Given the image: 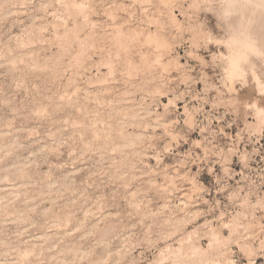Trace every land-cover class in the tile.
<instances>
[{
    "label": "rangeland",
    "instance_id": "374dc122",
    "mask_svg": "<svg viewBox=\"0 0 264 264\" xmlns=\"http://www.w3.org/2000/svg\"><path fill=\"white\" fill-rule=\"evenodd\" d=\"M263 9L0 0V264H264Z\"/></svg>",
    "mask_w": 264,
    "mask_h": 264
},
{
    "label": "bare ground",
    "instance_id": "6f19581e",
    "mask_svg": "<svg viewBox=\"0 0 264 264\" xmlns=\"http://www.w3.org/2000/svg\"><path fill=\"white\" fill-rule=\"evenodd\" d=\"M234 1V0H233ZM247 1V0H246ZM231 4V3H230ZM234 4V3H233ZM250 4H251V2H250ZM231 6V5H230ZM234 6V5H233ZM263 7V6H262ZM259 8V7H258ZM264 10V9H263ZM248 18H250V17H248ZM240 36V35H239ZM243 37V36H242ZM245 37V36H244ZM247 40V39H246ZM239 41V40H238ZM245 41V40H244ZM248 42V41H247ZM248 43H250V42H248ZM247 43V44H248ZM246 45V44H245ZM241 47V46H240ZM246 47H247V45H246ZM245 51V50H244ZM247 51V50H246Z\"/></svg>",
    "mask_w": 264,
    "mask_h": 264
}]
</instances>
